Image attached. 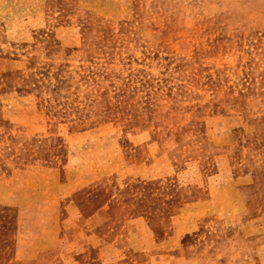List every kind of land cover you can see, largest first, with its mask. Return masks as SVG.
Segmentation results:
<instances>
[{"label": "rangeland", "instance_id": "rangeland-1", "mask_svg": "<svg viewBox=\"0 0 264 264\" xmlns=\"http://www.w3.org/2000/svg\"><path fill=\"white\" fill-rule=\"evenodd\" d=\"M0 264H264V0H0Z\"/></svg>", "mask_w": 264, "mask_h": 264}]
</instances>
